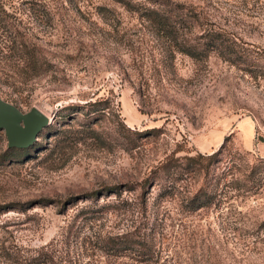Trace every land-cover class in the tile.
<instances>
[{"label":"rangeland","instance_id":"obj_1","mask_svg":"<svg viewBox=\"0 0 264 264\" xmlns=\"http://www.w3.org/2000/svg\"><path fill=\"white\" fill-rule=\"evenodd\" d=\"M177 1L196 8L204 24L228 30L257 65L242 70L214 53L193 60L175 52L112 0H0V101L47 118L25 148H7L0 128V207L14 208L0 211V264H35L36 252L56 248L70 225L84 236L136 227L147 234L151 259L127 254L120 264H264V0ZM7 39L11 50L3 48ZM21 45L43 74L24 81L7 70L22 65ZM220 146L221 161L239 153V171L254 166L249 180L238 175L236 188L216 184L220 161L212 177H184L177 197L146 215L130 205L89 222L74 215L92 207L90 199L65 204L104 186L138 184L174 151L210 154ZM208 178L213 202L187 211L180 199ZM157 190L150 188L149 202ZM140 191L119 199L137 203ZM83 261L106 264L96 255Z\"/></svg>","mask_w":264,"mask_h":264},{"label":"trees","instance_id":"obj_2","mask_svg":"<svg viewBox=\"0 0 264 264\" xmlns=\"http://www.w3.org/2000/svg\"><path fill=\"white\" fill-rule=\"evenodd\" d=\"M112 1L126 11L136 14L142 22L149 26L155 36L164 38L168 42V46L175 52L186 55L193 60L203 59L214 53L229 64L243 67L241 68L242 70H251L257 65V59L241 48L236 38L228 30L218 27L212 22L204 24L202 14L192 6H186L177 0ZM6 41L8 43L3 44V48L11 50L12 48L9 46L11 40L7 39ZM15 49L19 53L18 58H22L23 61L20 67L8 68L7 70H10L11 73L25 74L24 81H26L46 71V67L42 62H38L33 51L27 50L25 45ZM262 74L264 75V73ZM98 102L100 101H87L80 105L82 107L93 106ZM80 105H71V107L79 109ZM106 108L108 107L104 105L99 108H93L91 112H94V114L103 113ZM149 133L150 130H144L141 134L146 137L150 135ZM222 151V146L210 154L196 152L192 155L186 153L182 156H174V151L159 162L154 168L151 177L149 176V178L142 180L138 184L118 183L104 186L96 192L70 196L65 204H75L79 200L90 199L93 206H82L74 215V217L82 215V218L89 222L96 221L101 217L99 215L103 213L115 212L124 214L127 212L126 206L130 205H132L131 211L135 210L140 215L145 214L146 211L152 210L153 207H158L164 200H174L179 192L180 180L187 178L188 175L202 174L203 178H207L210 174L212 177L215 173L216 165L221 161ZM227 155H229L227 160L221 161L222 167L216 184L222 181L223 185L229 184L236 188L239 179L238 175L246 172L244 179L249 180L254 173V166L246 162L244 164L245 168L239 171L243 156L239 153H228ZM210 179H205L202 185L189 193L188 196L181 198V206L189 212L209 206L215 197L213 193L215 190ZM154 185L157 186L158 190L149 202L147 196L150 193V188ZM136 189L141 190L140 199L137 203H131V200L129 201L127 198L119 199L122 192L133 193ZM250 189L247 187V190ZM110 195H113L114 198H108L105 202L98 203V199L101 196L107 198ZM12 209H14L12 206L0 207L1 212ZM17 209L21 210L22 208ZM71 227L70 225L65 229L64 234L57 241L56 248H40L31 260L34 263L36 262L35 264H86L83 261L84 258L90 260L93 259V255H96L105 258L106 264H120L119 259L127 254H132L134 260L139 263H147L151 259V248L146 241L147 234L135 233L138 227L133 232L127 231L126 228L120 231L98 230L96 233L93 232V236H84L80 232L71 230ZM98 261L100 262V260Z\"/></svg>","mask_w":264,"mask_h":264},{"label":"water","instance_id":"obj_3","mask_svg":"<svg viewBox=\"0 0 264 264\" xmlns=\"http://www.w3.org/2000/svg\"><path fill=\"white\" fill-rule=\"evenodd\" d=\"M46 123L47 118L34 108L21 114L15 107L0 101V128L5 132L8 147L29 146Z\"/></svg>","mask_w":264,"mask_h":264}]
</instances>
